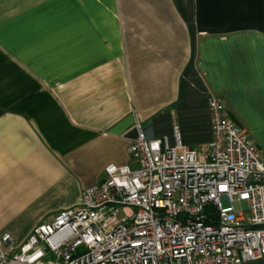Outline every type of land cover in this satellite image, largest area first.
<instances>
[{"label":"crops","instance_id":"0c3cea01","mask_svg":"<svg viewBox=\"0 0 264 264\" xmlns=\"http://www.w3.org/2000/svg\"><path fill=\"white\" fill-rule=\"evenodd\" d=\"M211 95L264 159V0H0V235L134 167L138 124L204 151Z\"/></svg>","mask_w":264,"mask_h":264},{"label":"built area","instance_id":"2783aa9c","mask_svg":"<svg viewBox=\"0 0 264 264\" xmlns=\"http://www.w3.org/2000/svg\"><path fill=\"white\" fill-rule=\"evenodd\" d=\"M208 105L213 138L204 151L186 146L178 126L171 140L150 138L138 124L129 148L135 166L108 165L105 180L84 190L77 206L40 222L23 241L1 234L0 264H245L264 259V159L229 118L221 97L211 95ZM220 184L229 190L213 198ZM137 241L140 247H132Z\"/></svg>","mask_w":264,"mask_h":264},{"label":"snow or ice","instance_id":"6c2138e0","mask_svg":"<svg viewBox=\"0 0 264 264\" xmlns=\"http://www.w3.org/2000/svg\"><path fill=\"white\" fill-rule=\"evenodd\" d=\"M153 147H156V145H153ZM212 185L211 184H209L208 185V187H211ZM234 186V185H233ZM229 185L228 184H220V185H218L217 186V188L215 189V191L213 192V193H211V196L213 197V198H215L216 197V195H217V193H227L228 192V190H229ZM247 193H245L244 194V198H247ZM64 223V221H61V224H63ZM79 229H81V230H83V225H78L77 226ZM86 234V233H85ZM177 236L178 237H181V242H183V237L181 236V234L178 232L177 233ZM187 239H189V240H194V239H196V237H194V236H191V235H189L188 237H187ZM75 242V241H74ZM162 243H163V240L161 239V241H159L158 242V244H157V246H159V245H162ZM132 247H134V248H139L140 247V242L139 241H137L135 244H133L132 245Z\"/></svg>","mask_w":264,"mask_h":264},{"label":"rangeland","instance_id":"374dc122","mask_svg":"<svg viewBox=\"0 0 264 264\" xmlns=\"http://www.w3.org/2000/svg\"><path fill=\"white\" fill-rule=\"evenodd\" d=\"M224 203H225V205H227L228 203H227V201H224ZM245 206H246V204H244ZM18 242H19V240H17Z\"/></svg>","mask_w":264,"mask_h":264}]
</instances>
